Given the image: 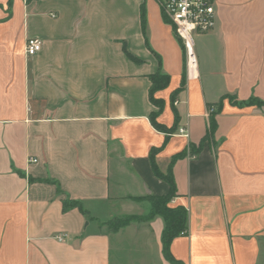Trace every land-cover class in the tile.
Here are the masks:
<instances>
[{
	"label": "crops",
	"instance_id": "1",
	"mask_svg": "<svg viewBox=\"0 0 264 264\" xmlns=\"http://www.w3.org/2000/svg\"><path fill=\"white\" fill-rule=\"evenodd\" d=\"M213 5L193 71L161 0H0V264H171L160 216L106 226L169 192L153 149L163 173L185 153L169 206L186 209L187 234L171 255L264 264V106L250 104L264 102V0ZM27 39L42 44L33 57ZM157 72V122L186 136L149 120Z\"/></svg>",
	"mask_w": 264,
	"mask_h": 264
},
{
	"label": "trees",
	"instance_id": "2",
	"mask_svg": "<svg viewBox=\"0 0 264 264\" xmlns=\"http://www.w3.org/2000/svg\"><path fill=\"white\" fill-rule=\"evenodd\" d=\"M142 16L144 18V9H142ZM151 87L149 91V97L151 103L157 108V111L152 113L150 116V122L152 126L160 131L164 132L166 135L174 132L177 128L167 129L160 125L157 122V116L162 111L163 101L161 99H157L154 97V93L164 89L169 83V77L161 72H157L150 76ZM250 104H254L257 106H264V102L258 100L250 101ZM211 124H214V121L211 119ZM199 148L195 149L194 147H190L189 154H196ZM157 150H152L150 153V161L153 173L157 178L166 182L169 185V192L164 196H148L146 200L150 204V208L147 214L142 217L137 216H125L121 218H114L106 223V226L110 232H116L121 227L127 225L130 222L142 221L147 222L150 221L155 216H160L164 222V228L161 236V241L163 245V255L167 261L171 264H182L180 261L176 260L170 253V244L172 240L178 236H184L187 234V211L184 207H170L169 203L176 197V189L173 174L171 171L173 163L183 156L185 153H179L175 157L172 158L169 168L166 173L160 171L158 166L155 163L154 156ZM70 208H77L81 213L86 214L83 210L82 205L77 201H69L68 199L63 200V211H66Z\"/></svg>",
	"mask_w": 264,
	"mask_h": 264
},
{
	"label": "built area",
	"instance_id": "3",
	"mask_svg": "<svg viewBox=\"0 0 264 264\" xmlns=\"http://www.w3.org/2000/svg\"><path fill=\"white\" fill-rule=\"evenodd\" d=\"M161 6L170 20L174 35L181 42L188 69L194 71L197 61L193 37L195 34L208 33L213 29L215 23L213 0H161ZM41 48L42 44L38 39H27L24 53L27 57H33ZM176 134L186 136L185 128H178ZM36 161L30 158L28 164Z\"/></svg>",
	"mask_w": 264,
	"mask_h": 264
},
{
	"label": "rangeland",
	"instance_id": "4",
	"mask_svg": "<svg viewBox=\"0 0 264 264\" xmlns=\"http://www.w3.org/2000/svg\"><path fill=\"white\" fill-rule=\"evenodd\" d=\"M138 217V216H137Z\"/></svg>",
	"mask_w": 264,
	"mask_h": 264
}]
</instances>
